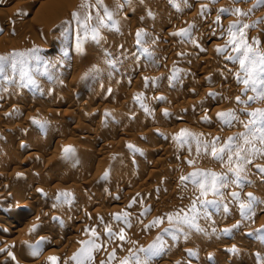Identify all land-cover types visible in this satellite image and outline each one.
Instances as JSON below:
<instances>
[{
    "label": "rangeland",
    "instance_id": "obj_1",
    "mask_svg": "<svg viewBox=\"0 0 264 264\" xmlns=\"http://www.w3.org/2000/svg\"><path fill=\"white\" fill-rule=\"evenodd\" d=\"M196 2L0 0V56L10 64L13 53L24 54L16 57V73L9 66L0 78V206L5 205L0 210V264H76L72 257L87 249L89 241L100 248L92 250L91 261L77 255L83 264H121L126 257L131 264L129 249L136 252L153 244L169 227L168 214L191 215L200 191L191 179L182 182L181 177L193 172L224 175L229 183L219 187L222 195H213L209 177V191L201 199L215 200L218 207L209 208L207 217L197 214L195 223L203 231L184 225L177 239L164 236V251L151 264H258L257 254L264 262V241L257 232L264 229V172L258 167H264V151H252L264 149V144L253 139L260 132L248 115L264 111V100L248 101L256 93L245 92V85L237 82V73L243 78L239 64L227 58L238 54L233 40H243L264 55V6L256 7L257 0ZM208 16L210 21L214 17L212 22ZM245 24L254 27L243 28L241 36L237 29ZM189 43L202 48L187 53L183 48ZM218 48L226 51L218 53ZM210 54L221 61L207 63ZM45 64L51 65L45 69ZM21 67L34 83L21 79ZM26 91L33 93L23 104L20 96ZM89 94L96 97L87 105ZM229 111L238 119L225 123L218 118ZM242 134L250 144H244ZM228 137L236 138L234 148L244 149L240 186L231 182L236 175L227 162L211 155L213 142L219 149ZM25 187L31 189L21 197L10 193ZM61 193L70 195L57 199ZM247 193L256 201L251 219L242 218L239 208ZM23 204L30 209L15 214ZM157 217L163 223L151 226ZM107 228L113 234L123 229L124 240L110 237Z\"/></svg>",
    "mask_w": 264,
    "mask_h": 264
},
{
    "label": "snow or ice",
    "instance_id": "obj_2",
    "mask_svg": "<svg viewBox=\"0 0 264 264\" xmlns=\"http://www.w3.org/2000/svg\"><path fill=\"white\" fill-rule=\"evenodd\" d=\"M97 4H102V0H96ZM236 2H241V0H236ZM82 6H85L82 3ZM264 6V0H257L256 7ZM105 15L108 16L109 19H111V13L105 8ZM221 12H227L226 9H221ZM236 13L241 15H247V13H241L240 9L235 10ZM73 18H78L77 13H73ZM115 21H113V26H115ZM232 27H236L233 25ZM254 27V25H248L245 24L242 27L238 28L240 35L243 36V28H249ZM181 33L186 34V30H181ZM137 43H140L141 39V31L137 32ZM235 35V33H233ZM95 38V37H94ZM255 44H259L258 40L254 41ZM230 43L234 44L235 47H233V51L237 52V56L235 57H227L228 59L232 60L233 63H238L241 69V72L243 73V78H241L240 73H237V82L243 83L245 85V92H247L249 89L256 93V96H249L248 101L251 102L256 99L264 100V55H261L258 52H254L253 49L245 43L243 40H241L240 43H237L235 40L230 41ZM242 45V46H241ZM79 47V46H78ZM218 53H223L226 51L224 48H218ZM143 52L151 55L148 53V50L145 48L143 49ZM23 53H13L12 54V60L10 64L8 63L9 58L5 56H0V78H4L7 75V68L10 66L12 69L13 74L17 71V56H23ZM66 55V53H65ZM37 60H39V57H36ZM111 63V62H109ZM45 69L47 68V65H44ZM36 71L39 72V68H36ZM19 73L21 76V79L24 77H28V83H34L32 80V77L29 76L28 70L24 67H21L19 69ZM162 99V98H161ZM237 103L241 102V99L239 96L236 97ZM167 114V113H165ZM218 118L223 120L225 123H229L231 120L238 119L231 111L227 113H218ZM252 119L250 120V124L257 125L256 128L257 131L260 132L259 137H256L253 134V139H258L261 144H264V111H261L260 109H257L254 112H251L248 114ZM246 128L249 127V125H245ZM183 131L181 132V136L185 135ZM241 138L244 141V144H250L251 141L248 139L246 134H242ZM218 139V138H217ZM236 140L235 137H228V140L224 142L223 146L217 148L215 142L212 144V151L211 155L212 157L221 162L222 164L227 162L229 165V172H234L236 175V179L231 181L232 183H236L238 186H240V172L243 170V167L240 163L241 160V152L244 151L243 148L237 146L233 147V143ZM129 148L132 147V145H128ZM64 151L67 153L71 151V149H64ZM252 151H264V149H252ZM199 152V150H198ZM233 156H235V161L233 160ZM247 163H250V160H246ZM189 165L193 164V161L188 162ZM235 163L236 167L233 168L232 165ZM261 172H264V167L258 166ZM107 173L105 174V176ZM209 177H211L213 182V187L211 188L213 195H222L219 192V187H226L229 183V180L224 175H218L216 173L211 172H193L190 173L189 176H182L181 181L189 180L191 179V183L193 185H196L197 188L200 191V196H197L195 200H193L192 205L189 209V215L188 213H185L183 216H181L180 213L175 214H168L167 220L169 223V227L164 229L163 235H158L156 238V241L153 242V244L149 245L147 248H139L136 250V252H133L131 249H129L130 258H131V264H151V261L154 257L160 255L164 251L165 246V240L164 236L166 235H172L173 239H177L176 233L182 231V226L187 225L190 228H194L197 232L203 231V229L199 228L198 225L195 223L197 219V214L199 212H203L204 216H209L208 209L209 208H217V203L215 200H202L201 197H204L207 195L209 189L206 187V184L209 181ZM202 178V179H198ZM218 184V186H217ZM68 196L69 193H61L58 195L57 199H59V196ZM232 197L239 201V194L236 192L231 193ZM248 200L247 202L240 201L239 202V208L241 210V217L246 219H251L254 215V208L253 205L255 204V197H253L252 193H247ZM197 201L200 202V207H197ZM131 207V204L129 205ZM150 211V209H145V212ZM224 211H228L227 205L224 206ZM183 212V210H181ZM143 214V213H142ZM127 216V213L124 214ZM116 220H120L121 216L120 214H117L115 216ZM164 218L163 217H157L153 222L151 226H159L161 223H163ZM125 223L130 227V223H128L127 220H125ZM239 224V222H238ZM237 225H234V227H237ZM109 236L117 235L120 240H124V230L121 229L119 233L113 234L111 232V228L106 229ZM229 230L225 229V233H227ZM257 232L260 234V239L264 241V229H257ZM184 238L187 239V233H185ZM100 245L95 243V241H89L87 249H81V252L78 254H74L72 257L73 260L76 261V264H83L81 260L77 259V255H83L87 260L91 261L93 259L91 252L92 250H99ZM234 250V249H233ZM189 256H194L195 253L192 250H187ZM137 253H143V256L141 257ZM38 254V249L33 252V255ZM112 255H114V250ZM211 259V256L209 257ZM15 259V257H13ZM56 258H50V260H55ZM257 262L258 264H264V262L261 261V258L259 254H257ZM100 264H104V261H101ZM121 264H130V259L126 257L124 260L121 261Z\"/></svg>",
    "mask_w": 264,
    "mask_h": 264
},
{
    "label": "bare ground",
    "instance_id": "obj_3",
    "mask_svg": "<svg viewBox=\"0 0 264 264\" xmlns=\"http://www.w3.org/2000/svg\"><path fill=\"white\" fill-rule=\"evenodd\" d=\"M28 1H34V0H28ZM190 1H194V0H190ZM196 1H198V0H195V2H196ZM35 2H36V1H35ZM196 3H197V2H196ZM192 4H193V3H192ZM194 5L196 6L197 4L194 3ZM196 7H198V6H196ZM125 12H126V11H125ZM197 12H198V11H197ZM128 13H129V12H128ZM133 14H134V13H133ZM195 14H196V13H195ZM129 15H130V14H129ZM205 16H206V15H205ZM206 18H207V17H206ZM208 18H209V16H208ZM212 18L214 19V17H212ZM203 19H205V18H203ZM203 19H202V20H203ZM213 19H211V21H210V18H209L208 22H209V21L212 22ZM216 19H217V18H216ZM127 21H128V20H127ZM168 21H169V20H168ZM199 21H201V20H199ZM199 21H198V22H199ZM204 21H205V20H203V22H204ZM165 24H167V23H165ZM165 24H164V26L161 24L163 28H164V27L166 28ZM201 24H202V23H201ZM212 24H213V23H212ZM198 25H199V23H198ZM208 25H209V24H208ZM207 27H208V26H207ZM154 28H155V27H154ZM160 28H161V27H160ZM161 29H162V28H161ZM156 30H157V28H156ZM156 30H154V33H155ZM158 30H159V31H158ZM158 30H157L156 32H162V31H160L159 28H158ZM167 31H169V30H167ZM167 31H166V32H167ZM203 31H204V30H203ZM214 31H215V30H214ZM216 31H217V30H216ZM166 32H165V33H166ZM208 32H209V31H208ZM212 32H213V31H212ZM212 32H211V33H212ZM224 32H225V31H224ZM209 33H210V32H209ZM176 34H177V33H176ZM160 35H161V34H160ZM208 35H209V34H208ZM215 35H216V34H215ZM215 35H214V36H215ZM157 36H158V34H157ZM199 36H200V35H199ZM162 37H163V36H162ZM171 39H172V38H171ZM174 40H175V39H174ZM174 40H173V42H174ZM206 40H207V39H206ZM176 41H177V40H176ZM179 42H180V41H179ZM174 43H175V42H174ZM65 44H66V43H65ZM177 44H179V43H177ZM198 44H199V43H198ZM202 44H203V43H202ZM171 45H172V44H171ZM174 45H175V44H174ZM200 45H201V44H200ZM200 45H199V46H200ZM75 46H76V44H75ZM197 46H198V45H197L196 43H189V44L185 47V49L183 48V51L186 50L187 53H188V52H191V51H195V50L197 49ZM73 47H74V46H73ZM73 47H72V48H73ZM87 47H88V46H87ZM174 47H175V46H174ZM77 48H80V46H79V47H76V49H77ZM201 48H202V47H201ZM201 48L199 47L200 50H201ZM42 49H43V48H42ZM46 49H47V48H46ZM63 49H64V47H63ZM63 49H62V50H63ZM80 49H81V48H80ZM86 49H87V48H86ZM86 49H85V50H86ZM88 49H89V48H88ZM175 49H176V48H175ZM199 49H197V50L199 51ZM47 50H48V49H47ZM65 50H66V48H65ZM67 50H68V48H67ZM70 50H71V49H70ZM72 50H73V53H74L75 47H74ZM78 50H79V49H78ZM78 50H76V52H77ZM85 50H84V51H85ZM90 50H91V49H90ZM197 50H196V51H197ZM68 51H69V50H68ZM79 51H80V50H79ZM88 51H89V50H88ZM92 51H93V50H92ZM71 52H72V51H71ZM71 52H70V53H71ZM76 52H75V53H76ZM82 52H83V50H82ZM63 53H64V50H63ZM65 53H66V51H65ZM70 53H68V54H70ZM86 53H87V52H86ZM88 53H89V52H88ZM192 53H194V52H192ZM79 54H81V51H80ZM70 55L73 56V57L76 56L75 54H74V55L70 54ZM190 55H191V54H190ZM192 55H193V54H192ZM192 55H191V56H192ZM61 56H62V55H61ZM77 56H78V54H77ZM79 56H80V55H79ZM53 57H54V56H53ZM64 57H66V55H64ZM64 57H63V58H64ZM67 57H68V55H67ZM73 57H72V58H73ZM69 58H70V56H69ZM69 58H68V60H69ZM76 58H77V57H76ZM76 58H75V59H76ZM51 59H52V58H51ZM54 59H55V58H54ZM70 59H71V58H70ZM73 59H74V58H73ZM75 59H74V60H75ZM95 60H96V59H95ZM97 60H98V59H97ZM100 60H101V59H100ZM139 60H140V59H139ZM142 60H143V59H142ZM188 60H189V58H188ZM206 60H207V61H206L207 63L210 62V61H211V62H216V61L219 62V61H221V57H217V56H215V55L213 56V54H210V55L207 57ZM53 61H54V60H53ZM72 61H73V60H72ZM137 61H138V60H137ZM140 61H141V60H140ZM140 61H139V62H140ZM55 62H56V61H55ZM76 62H78V61L76 60ZM76 62H75V63H76ZM97 62H98V61H97ZM188 62H189V61H187V63H188ZM190 62H191V61H190ZM142 63H143V62H142ZM185 63H186V62H185ZM187 63H186V64H187ZM207 63H206V64H207ZM204 64H205V63H204ZM46 65H47V64H46ZM50 65H51V64H49V66H47V67L49 68ZM137 65H138V64H137ZM89 67H90V66H89ZM92 67H93V66H92ZM94 67H95V63H94ZM204 67H205V66H204ZM101 68H102V67H101ZM93 69H95V68H93ZM111 69H112V68H111ZM97 70H98V72H99L100 68H98ZM98 72H97V73H98ZM87 73H88V72H87ZM89 73H90V72H89ZM94 73H95V72H93L92 75H94ZM98 74H99V73H98ZM51 75H52V74H51ZM88 76H89V75H88ZM141 76H142V75H141ZM47 80H48V79H47ZM89 80H90V79H89ZM42 81H43V80H42ZM44 82H45V81H44ZM37 83H38V82H37ZM37 83H36V84H37ZM77 83H78V82H77ZM42 84H43V83H42ZM78 84H79V83H78ZM78 84H77V85H78ZM77 85H76V87H77ZM40 86H41V85H40ZM38 87H39V86H38ZM78 87H79V85H78ZM40 89H41V88H40ZM27 90H28V89H27ZM33 90H35V89H33ZM36 90H37V89H36ZM36 90H35V91H36ZM94 90H95V89H94ZM22 92H23V91H22ZM22 92H21V93H22ZM31 92L33 93V91H26L25 93H22V94H21L22 96H20V97H21V100H20V98H19L20 102H23V104H24L25 101L29 100L28 98H29ZM93 92H94V91H93ZM2 93H3V92H2ZM89 93H90V92H89ZM3 95H4V94H3ZM87 95H88V94H87ZM89 95H90V94H89ZM96 95H97V94H96ZM230 95H231V94H230ZM1 96H2V95H1ZM72 96H73V95H72ZM90 96H91V95H90ZM94 96H95V95H94ZM94 96H93V95L91 96V99H90L91 102H90L89 100H88V101H87V100H86V101L84 100L85 103L87 102V105H88V103H89V105H90V103L93 104L92 101L95 100V99H94ZM2 97H3V96H2ZM30 97H31V96H30ZM33 97H34V96H33ZM86 97H87V96H86ZM95 97H96V96H95ZM89 98H90V97H89ZM30 99H31V98H30ZM32 99H33V98H32ZM72 99H73V98H72ZM3 100H5V98H4ZM75 100H76V99H75ZM67 101H68V100H67ZM69 101L72 102L71 99H70ZM69 101H68V102H69ZM76 101H77V100H76ZM75 104H76V103H75ZM83 104H84V103H82L81 105H83ZM3 105H6V102L3 103ZM7 105H9V104H7ZM25 105H26V104H25ZM40 106H41V105H40ZM83 106H84V105H83ZM14 108H15V107H14ZM81 109H82V108H81ZM81 109H80V111H81ZM38 110H39V109H38ZM12 111H13V110H12ZM78 111H79V110H78ZM94 111H95V110H94ZM3 113H4V112H3ZM6 113H7V111H6ZM6 113H5V114H6ZM13 113H14V112H13ZM37 115H38V114H37ZM3 116H4V115H3ZM12 116H13V115H12ZM27 117H28V116H27ZM32 117H33V116H32ZM37 117H38V116H37ZM17 119H18V117H17ZM26 119H27V118H26ZM12 121H13V120H12ZM10 123H11V122H10ZM16 126H17V125H16ZM18 127H19V126H18ZM12 128H13V127H12ZM15 129H16V128H14V131H15ZM79 129H80V128H79ZM85 130H86V129H85ZM91 130H92V129H91ZM16 131H18V130H16ZM85 132H86V131H85ZM90 132H91V131H90ZM93 132L95 133L96 131H93ZM11 133H12V132H11ZM149 133H150V132H149ZM91 134H93V133L91 132ZM95 134H97L96 136H98V133H97V132H96ZM153 134H154V133H153ZM93 135H94V134H93ZM150 136L152 137V133L149 134V136H148L149 139H151ZM48 139H49V138H48ZM49 140H50V139H49ZM151 140H152V139H151ZM45 141H46L45 143H47V140H45ZM53 141H54V140H53ZM22 143H23V142H22ZM54 143H55V141H54ZM173 143H174V142H173ZM23 144H24V143H23ZM52 144H53V143H52ZM25 145H26V144H25ZM44 145H45V144H44ZM50 145H51V143H50ZM53 146H54V145H53ZM7 147H8V146H7ZM46 147H47V146H46ZM10 149H11V148H10ZM10 149H9L8 153H10ZM25 150H26V149H25ZM28 150H29V149H27V151H28ZM30 150H31V149H30ZM32 150H33V149H32ZM12 151H14V150H12ZM29 152H30V151H29ZM73 152H75V151H73ZM76 152H77V151H76ZM76 152H75V153H76ZM11 153H12V152H11ZM28 154H29V153H28ZM7 155H8V154H7ZM10 155H11V154H10ZM30 155H31L32 157H34L36 154H34V153L32 154V153H31ZM31 156H30V157H31ZM10 157H11V156H10ZM32 157H31V158H32ZM9 159H10V158H9ZM5 162H6V161H5ZM4 164H5V163H4ZM6 166H7L6 168H8V164H7ZM30 167H31V166H30ZM30 169H31V168H30ZM51 170H52V169H51ZM51 170H50V171H51ZM140 170H141V169H140ZM1 171H2V170H1ZM26 171H27V170H26ZM0 173H1V172H0ZM1 174H2V173H1ZM1 174H0V176L2 177ZM24 175H25V174H24ZM14 185H15V184H14ZM18 185H19V184H18ZM28 187H29V186H28ZM28 187H27V188L25 187V189H17V188L14 189V188H13V189L10 190V193L13 194V195L16 196V197H17V196H18V197H21V195L23 194V192H25V194H26L27 191H28V192L30 191L31 187H30V188H28ZM35 187H36V186H35ZM18 188H19V187H18ZM20 190H22V191H20ZM36 190H38V189L35 188V192H36ZM31 192H33V190H31ZM88 192H90V191H88ZM21 193H22V194H21ZM28 194H29V193H28ZM28 194H27V195H28ZM36 194H37V192H36ZM86 194H87V193H86ZM7 195H8V194H7ZM13 195H12V196H13ZM23 196L25 197V195H23ZM29 196H30V195H29ZM31 196H32V194H31ZM10 197H11V196H10ZM26 197H27V196H26ZM6 198H7V197H6ZM11 198H13V197H11ZM22 199H23V198H22ZM24 199H26V198H24ZM28 199H31V198H28ZM20 200H21V199H20ZM35 205H36V204H35ZM4 206H5V205H1V206H0V210H3V209L5 210V207H4ZM28 209H30V206H29V205L26 206V205L23 204V205H20L19 208H16L13 212H15V214H17V213H21L22 211H26V210H28ZM6 211H7V210H6ZM23 213H25V212H23ZM13 214H14V213H13ZM15 214H14V215H15ZM1 228H2V227H1ZM254 247H255V246H254Z\"/></svg>",
    "mask_w": 264,
    "mask_h": 264
}]
</instances>
